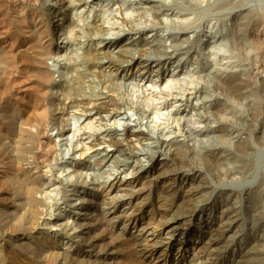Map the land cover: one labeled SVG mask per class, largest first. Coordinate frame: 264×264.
<instances>
[{
	"label": "rangeland",
	"instance_id": "374dc122",
	"mask_svg": "<svg viewBox=\"0 0 264 264\" xmlns=\"http://www.w3.org/2000/svg\"><path fill=\"white\" fill-rule=\"evenodd\" d=\"M68 1L0 0V264H69L66 257H78L79 261L82 259L79 255H83L80 252L85 251L92 260L75 264H123L124 250L120 252L114 245L106 247L99 241L102 234L114 239L123 231L139 235L142 242L148 237L143 244L158 241L155 253H162L163 257L155 260L158 255L150 256L149 260L155 264H234V255L247 244H254L264 254V217L256 223V228L249 220L260 210L264 198L261 141L264 135L258 133L264 122V98L257 91L261 82L264 85V0H157L158 6L163 5L158 18L141 0H74L73 6ZM238 19L248 23L247 41L239 48L230 46L236 32L232 23ZM36 24L45 30L47 37L41 43L44 51L36 59L38 68L51 73V78L38 90L41 95L38 103L32 99L37 85L24 74L30 67L20 61L24 51L26 54L34 43L28 38L38 33ZM155 36L162 41V49L171 54V60L159 52L146 50L144 57L152 56L155 63L149 66L150 62L139 60V67L124 69L116 59V50L111 52L113 42L122 43L131 38L134 42L151 41ZM180 36L190 40L192 50L173 52ZM217 36L220 43L210 44L209 38ZM105 44L110 47L107 52ZM134 49L131 47V52ZM249 72H254L256 79L247 99L235 95V88V96L229 91L231 96L215 87L216 74L228 81L226 84L235 85L233 74L245 76ZM77 78L81 79L78 85ZM68 86L74 87L73 91L67 93ZM105 93L119 107L98 109V97ZM205 97L208 104L201 101ZM41 113H46L44 120L39 118ZM186 115L189 123L184 125ZM201 116L209 119L200 121ZM27 117L31 123L26 121ZM21 132H27L25 139L20 137ZM142 132L147 136L136 137ZM20 138L18 151L32 150V155L21 152L18 159L15 146ZM110 138L133 141L137 147L146 142L147 146L165 148L175 141L191 148L194 154L189 165L204 172L202 180L206 186L192 202L207 204L197 216L208 221H205L207 228L215 230L223 229L228 217L238 218L236 226L221 236L223 253L215 247L206 249L201 244L203 236L199 229L170 240L168 229L164 231L157 225H161L158 220L146 217L156 207L153 199L160 191L155 183L149 185L140 179L144 176L142 172L121 168L119 161L125 158L118 153L104 159L106 152L115 150L110 147ZM234 139H239L248 151L242 153ZM235 146L240 151H235ZM204 147L216 156L230 153L231 158L218 167L202 153ZM132 161L127 160L133 165ZM142 161L148 169L158 163ZM29 178L38 183L30 194L25 183ZM125 183L129 186L121 185ZM111 185L116 186L114 191L109 189ZM144 187L146 193L134 198ZM94 199L104 205L101 206L105 211L109 210L106 212L119 218L109 222L106 228L102 226L91 215L95 208L88 207ZM256 201H260L259 205ZM140 219L145 223L143 232L136 227ZM180 239L187 243L179 242ZM88 240L94 247L92 244L85 247L83 241ZM259 264H264V260Z\"/></svg>",
	"mask_w": 264,
	"mask_h": 264
},
{
	"label": "bare ground",
	"instance_id": "6f19581e",
	"mask_svg": "<svg viewBox=\"0 0 264 264\" xmlns=\"http://www.w3.org/2000/svg\"><path fill=\"white\" fill-rule=\"evenodd\" d=\"M83 2V0H81ZM144 4H146L148 7V9L150 11L153 12V14L155 15V17L159 15H161L163 13V5L162 6H158L159 2H157V0H141ZM68 3H71L70 6H73L74 5V0H69ZM78 5V4H76ZM165 7V6H164ZM262 13V12H261ZM18 15H20L18 13ZM250 15V14H249ZM25 20V19H24ZM32 20V19H31ZM239 20V19H238ZM235 21V20H234ZM97 22V21H96ZM26 23V21H25ZM23 23V24H25ZM40 24V22H38ZM244 22H240L239 21H236L233 24V29L236 30L235 34L232 36V44L230 46H234V47H237L239 48L238 46H243V42H245V35H246V30L248 29L247 28V24L248 23H244ZM11 24V23H10ZM8 25V24H7ZM26 25V24H25ZM11 26V25H10ZM257 26V25H256ZM28 27V25H27ZM26 27V28H27ZM35 27H38V30H36L35 32H38L36 33V35H33L28 38V41L29 42H33L34 43L29 47V51L25 54V51H24V55L20 58L21 62L24 64V65H28L30 67V70H28L27 72H25V78L28 79L30 82H34L35 85H37L33 90V100L38 103L39 101V97L41 95H38V90L40 87L43 86V83L44 81H47L49 80V78H51V73L50 71L48 70H41L38 68V63L36 61L37 58H39V54H41L40 51H44L42 50V47H41V43H42V40L44 39L45 37V30L36 24ZM255 27V26H254ZM7 28V27H6ZM9 28V27H8ZM8 28H7V31H8ZM29 28V27H28ZM11 30V28H10ZM6 32V31H5ZM33 32V33H35ZM6 34V33H5ZM11 34V33H9ZM32 34V33H31ZM27 35V34H26ZM9 35L5 36V37H8ZM248 36V35H247ZM13 37V36H12ZM152 37V36H151ZM185 37V36H184ZM182 36H180L178 38V40L175 38V42L176 40L178 41L176 45H173V52L175 53H178V52H182V51H187L189 52L190 50L193 49V44L190 42V40H188L187 38H184ZM252 37V36H250ZM47 37H45L46 39ZM154 39L149 41V40H137L136 42L133 41V39H127L125 40L124 42L122 43H117V42H113L111 47H113V50L111 51L113 53L114 50V53L117 55L116 59H118V63L120 64V62L122 63V66L124 69H133V67H139V60L140 61H144V62H150L149 63V66L152 64V63H155V60L152 56H146L144 57V55L147 53L146 50H148V52L150 50L154 51L156 54H158L157 52H159L160 54H162L161 56L162 57H165L166 60H171L172 59V56L171 54L168 53V51L162 49L163 47L161 46L162 44V41L159 40L158 37H153ZM231 38V36H230ZM8 39V38H7ZM16 38H14L13 40H15ZM44 39V40H45ZM195 39V38H194ZM210 40V44H212V42H217L220 40V37L217 36L216 37H212V38H209ZM195 41V40H194ZM247 41V39H246ZM252 41V40H251ZM264 41V40H263ZM12 42V41H11ZM17 42V41H16ZM36 42V43H35ZM262 42V40H261ZM10 43V42H9ZM14 43V42H12ZM18 43V42H17ZM16 43V44H17ZM46 43V42H45ZM194 43V42H193ZM220 43V41H219ZM243 43V44H242ZM264 43V42H263ZM11 44V43H10ZM19 46H21L19 43H18ZM26 45V44H25ZM220 45V44H219ZM14 46V44L12 45ZM17 46V45H16ZM136 46H139V47H136ZM245 46V45H244ZM260 46V45H259ZM264 46V45H263ZM11 48V46H9ZM15 47V46H14ZM28 47V46H27ZM131 47H135V51H132L131 52ZM128 48V49H127ZM241 48V47H240ZM44 49V48H43ZM106 49V52L107 50L110 49V47H107L106 44L104 45V50ZM130 49V50H129ZM262 49V48H260ZM264 49V48H263ZM101 50V49H100ZM100 50H98L100 52ZM128 50V51H127ZM97 51V52H98ZM5 52V51H4ZM110 52V54H112ZM10 53V52H9ZM8 51H7V54L9 55ZM15 53V52H14ZM43 53V52H42ZM3 54V53H2ZM6 54V53H5ZM44 54V53H43ZM109 54V52H108ZM109 54V55H110ZM22 55V54H21ZM92 55V54H91ZM137 55V56H136ZM173 55V54H172ZM12 56V55H11ZM44 56V55H42ZM115 56V55H114ZM14 57V55H13ZM94 57V56H93ZM8 58V57H6ZM95 58V57H94ZM161 58V57H160ZM11 59V58H9ZM8 59V60H9ZM14 59V58H13ZM128 59V60H127ZM7 60V59H6ZM12 60V59H11ZM10 62L12 63L13 61ZM112 60V59H111ZM157 61V60H156ZM93 62V61H92ZM108 62V61H107ZM117 62V61H116ZM7 63V61H6ZM10 64V63H9ZM8 64V65H9ZM108 64H113V62H108ZM2 65V64H1ZM94 65V64H93ZM92 65V66H93ZM6 66V65H5ZM10 66V65H9ZM7 66V67H9ZM13 66V65H11ZM27 66V67H28ZM121 66V65H120ZM257 64L254 62L253 63V67H256ZM147 67V66H146ZM2 68V67H1ZM11 68V67H10ZM145 69V67H143ZM140 69V68H139ZM1 71V70H0ZM3 71V70H2ZM101 73V72H100ZM215 73V72H214ZM210 74V73H209ZM213 74V73H212ZM255 73L254 72H249L248 74H246L245 76H241V75H238V74H233L231 76L234 77V79H232L234 81V84L235 85H230L231 82H229L228 84H226V81L225 82V79H222L220 77H218L219 75L216 74V78L218 77V79H215L214 80H217V82L215 83V87L218 88V89H221L223 92H233V96L235 95H238L239 97L241 98H249L251 96V90L253 89V80H255L256 78V74L254 75ZM14 75V73H13ZM102 75V74H101ZM100 76V75H99ZM214 76V74H213ZM260 77V76H259ZM24 78V77H23ZM255 78V79H254ZM261 79V77L259 78ZM81 80V79H80ZM80 80L77 78L75 80L76 84L78 85V83L80 82ZM263 79H261L260 81H262ZM29 82V83H30ZM74 82V81H73ZM215 82V81H214ZM262 83V82H261ZM259 84L257 87H258V93H260V97L264 98V85L263 84ZM23 84V83H22ZM233 84V83H232ZM20 85V84H19ZM30 85V84H29ZM28 85V86H29ZM71 85V84H70ZM12 87V86H11ZM252 87V89H251ZM256 87V88H257ZM32 88V87H31ZM43 88V87H42ZM74 87H71V86H68L67 87V90L66 92L69 93ZM236 89V94L234 95V91L233 89ZM36 90V91H35ZM217 90V89H216ZM73 91V90H72ZM256 91V90H255ZM256 91V92H257ZM225 92V93H226ZM42 93V92H41ZM222 93V92H221ZM230 93V92H229ZM228 93V94H229ZM224 94V93H222ZM231 96H232V93H230ZM31 95V94H30ZM70 95V94H69ZM196 96V95H195ZM258 96V95H257ZM30 97V96H29ZM247 97V98H246ZM234 98H238L237 96L234 97ZM201 100V99H200ZM206 100V97L204 98V100H201L203 101L204 103L203 104H208L209 102L205 101ZM256 100V99H255ZM263 100V99H262ZM31 101V100H30ZM45 101V99H44ZM42 101V102H44ZM98 101H99V104H98V109L100 110H106L110 107L112 108H117L119 107V104L116 102V100L111 96V95H108V94H103L101 95L100 97H98ZM214 101V100H213ZM251 101V100H250ZM33 102V101H32ZM31 102V105H33L34 103V106H32L33 108L36 107V103ZM248 102V101H247ZM252 102V101H251ZM29 103V102H28ZM40 103V102H39ZM250 103V102H249ZM264 104V103H263ZM253 105V104H252ZM256 105V104H254ZM46 106V105H45ZM210 106V105H209ZM249 106V105H248ZM257 106V105H256ZM263 106V105H262ZM205 107V106H204ZM214 107V106H213ZM251 107V106H249ZM259 107V106H258ZM42 108V106H41ZM40 108V109H41ZM43 108H44V103H43ZM207 108V107H206ZM217 108V106H216ZM219 108V107H218ZM253 108V107H252ZM47 109V108H46ZM44 108V110H46ZM255 109V108H254ZM31 110V109H30ZM33 111V110H31ZM37 111V110H36ZM42 111V110H41ZM212 111H215V110H212ZM30 112V111H29ZM38 112L40 113L39 109H38ZM217 112V111H216ZM215 112V113H216ZM256 112V111H255ZM256 113H259L258 111ZM255 113V114H256ZM33 114H36L35 112V109H34V112ZM38 114V113H37ZM46 114V113H44ZM44 114H40L39 115V118L41 116V118L44 120V118L46 117H43ZM253 114V113H252ZM260 114V113H259ZM30 115V114H29ZM254 115V114H253ZM257 115V114H256ZM35 116V115H34ZM181 116V115H180ZM185 116V115H184ZM199 116V115H198ZM264 116V115H263ZM31 117V116H29ZM189 117V116H188ZM187 115H186V118H184L183 120L185 121L184 125H187V123H189L188 121V118ZM252 117V116H251ZM34 118V117H33ZM181 118V117H180ZM27 120L26 121H29V118L27 117L26 118ZM34 119H37V118H34ZM191 119V118H190ZM198 119V118H197ZM200 121L201 120H207L209 119V116L208 118L206 119L204 116H201L200 118ZM241 119V117H240ZM254 119V118H253ZM263 119V118H262ZM23 120V119H22ZM42 120V121H43ZM242 120L244 121H248L246 118H243ZM32 121V120H31ZM31 121H29L31 123ZM39 121V120H37ZM36 121V122H37ZM41 121V122H42ZM261 121V120H260ZM263 121V120H262ZM28 122V123H29ZM204 122V121H203ZM27 123V124H28ZM29 123V124H30ZM26 124V122H25ZM35 126V125H34ZM37 126V125H36ZM39 127V126H37ZM23 128V127H22ZM38 129V128H36ZM23 130V129H21ZM40 130V129H39ZM39 130H37V132H40ZM23 131H26V130H23ZM22 133V134H21ZM20 134V137L22 136V138H26L27 137V132H21ZM26 133V134H25ZM145 133V132H144ZM143 132L142 133H139L136 137H139L141 138L140 136H147L145 135ZM221 133V132H220ZM260 134H263L264 135V122L261 123V127L259 129V132ZM18 135V134H17ZM26 135V136H24ZM31 135V134H30ZM29 136V135H28ZM41 136V135H40ZM150 136V135H149ZM261 136V135H260ZM13 137V136H12ZM259 137V136H258ZM15 138V137H14ZM24 138V139H25ZM138 138V139H139ZM257 138V137H256ZM261 138H263L261 141H263V144H264V136H261ZM30 139V138H29ZM129 139V138H128ZM152 139V138H151ZM231 139V138H230ZM236 139V138H235ZM234 141L237 143V146H239L240 150L242 151V153H244L248 147L246 145H244L239 139L235 140ZM31 140L32 142L35 141V138L34 137H31ZM244 140V139H243ZM260 140V139H259ZM21 138L19 140H17L16 142V146L14 144V146L16 147V155L18 154L19 152V156H18V159L22 156L21 154V149L20 151H18V147L19 145L21 144ZM109 144H110V147H112L114 150L113 153H110V152H106L104 155V159H107L109 160L110 158L114 157L115 153L119 156H122L124 157L125 159L120 162L119 161V165L120 167L124 168V167H129V168H132V170H135L136 172L137 171H140L142 172V174H144V176L140 177V179L142 180H145L147 184L150 185V182H153L156 184L157 188L159 189L160 193L153 199L154 200V203L156 204V207L151 210L149 213L147 212V218L152 219H156L160 222L161 225L157 224L159 226V228L161 227V229H163L164 231L166 230L167 232V229H168V232H167V235L169 236V239L171 240H175V237H177L179 234L183 237V235L185 233H188V234H191L195 229H199L200 231H198L199 233H201V236H203V240H201V244H204V246H206V249L207 247H215L216 250H218L219 252L223 253V247L220 246V239H221V236L225 234L226 231L234 228L236 226V224L238 223V218L236 217H228L227 220L224 222V224L222 225V227H224L223 229H217L215 230L212 229V228H207L206 224H205V219L203 218H200L197 216V212L199 210H203L206 208L207 204L206 203H203L202 204L199 202V204H192V202L194 203V198L197 199V196H201V192H203V190L206 188V186H204V182L202 180V174L204 173L202 170H198V169H192V167H190L189 164H191V161H192V156L194 154V152L191 150V148H187V146H185L182 142H175L168 145V146H165V148L163 147H153V146H147L145 145V143L143 142V144H141L140 147H137L133 141H129V140H125L124 142L123 141H120L119 139H116V138H110L108 140ZM141 142V141H140ZM244 142V141H243ZM165 143V142H164ZM203 144V143H202ZM205 144V143H204ZM212 146L214 144H211ZM23 145H21L22 147ZM33 146V145H32ZM164 146V145H163ZM215 146V145H214ZM32 149V148H31ZM201 149V148H200ZM203 151L202 153L205 154V156H209L210 159L214 160V165H219L218 167H221L224 163H225V160L231 158V156H229V154L227 155H224V154H219L216 156V154L214 152H212V150H209L204 147L202 148ZM201 149V150H202ZM235 149H236V146H235ZM195 150V149H194ZM238 149H236L235 151H240ZM30 152L28 153H31L32 155V150H29ZM248 151V150H247ZM24 152V151H23ZM22 152V153H23ZM222 152V151H221ZM234 152V151H233ZM14 153V152H13ZM25 154L27 152H24ZM23 153V154H24ZM27 155H30L28 154ZM33 153H34V150H33ZM199 154H201L200 152H198ZM196 153V154H198ZM217 153V151H216ZM227 153V152H226ZM247 153V152H246ZM14 154V155H15ZM99 154V153H98ZM232 154V153H231ZM237 154V153H236ZM12 154V156H14ZM233 155V154H232ZM162 156H167L166 159H159L161 158ZM24 157V156H23ZM208 157V158H209ZM16 158V157H14ZM196 158V156H195ZM233 158V157H232ZM17 159V160H18ZM134 160L132 162L133 165H131V162L130 164L127 162V160ZM142 159H146L147 161H158V163L156 165H154L151 169H148L146 165L143 164V161ZM16 160V159H15ZM22 160V159H21ZM26 160V159H25ZM23 160V161H25ZM209 160V159H208ZM19 161V160H18ZM22 163V162H21ZM129 164V165H128ZM189 166V167H188ZM192 166V165H191ZM119 167V168H120ZM173 167H177L178 169H173ZM188 167V168H187ZM240 167V166H239ZM191 168V169H189ZM195 168V167H194ZM27 170V169H26ZM238 170H241V169H238ZM237 170V171H238ZM15 171V170H14ZM30 172V171H29ZM229 173V172H228ZM16 175V174H15ZM26 175V174H25ZM17 176V175H16ZM20 176V175H19ZM22 177V176H21ZM24 177V176H23ZM33 177V176H32ZM22 179V178H21ZM31 178H29L28 181H25L26 183V188L28 190V193L30 194L31 191L33 192L34 189H36L38 187V183L35 181V180H30ZM24 180V179H23ZM27 180V179H26ZM168 181H172V182H169ZM24 183V182H23ZM122 186H129V184L125 183V184H121ZM22 186V185H21ZM28 186V187H27ZM132 186V185H130ZM152 186V185H151ZM108 187V186H107ZM145 188L147 187H144L143 189H139L138 190V194L134 197L136 199L140 198V196H143V194L146 193V190ZM25 189V188H24ZM104 189V188H103ZM107 189V188H106ZM110 190L114 191L116 189V186L115 185H111ZM149 189V188H148ZM105 191V190H104ZM20 192V191H18ZM103 193V192H102ZM132 194H133V191H132ZM134 195V194H133ZM258 195V194H257ZM16 196V195H15ZM254 196V195H253ZM256 196V195H255ZM131 197V196H130ZM31 198V197H30ZM252 198V197H251ZM131 199V198H130ZM204 199V198H203ZM27 200V199H26ZM31 200L33 201V199L31 198ZM143 200V199H142ZM141 200V201H142ZM199 200V199H198ZM201 200V199H200ZM227 200V199H226ZM253 200V199H252ZM251 200V201H252ZM145 203L146 201L143 200ZM202 201V200H201ZM205 201V200H204ZM262 201V206L260 205V210L257 211L256 214H253L250 216V221H251V225L253 228H256V226L258 225L257 222H260L262 220V218L264 217V213L262 212V208L264 207V198L261 199ZM26 202V201H25ZM36 202V201H34ZM33 202V203H34ZM216 202V201H215ZM250 202V201H249ZM257 202V201H256ZM260 202V201H259ZM259 202H257V204L259 205ZM28 203V202H27ZM89 203V202H87ZM227 203V202H226ZM105 204V203H104ZM141 204V203H140ZM143 204V202H142ZM250 204V203H249ZM256 204V205H257ZM20 205V204H19ZM36 205V204H35ZM103 205L102 203L99 204V202L93 201V203L91 202L90 205L88 204V207L89 206H93L95 208V210L93 211V216H95L96 220H98L100 222V224L102 226H107L110 225L112 222L114 223L115 222V218H119V216H115L114 213H108L106 211H109V210H104L102 208ZM226 205V204H225ZM228 205V204H227ZM254 205V204H253ZM21 206V205H20ZM104 206V205H103ZM214 206V205H213ZM27 207V206H26ZM137 207V206H136ZM142 207V206H140ZM220 207V206H219ZM231 207V206H230ZM23 208V207H22ZM86 208V207H85ZM257 208V207H256ZM255 208V209H256ZM222 209V207H221ZM227 209V208H226ZM236 209V208H235ZM88 210V209H87ZM225 210V209H224ZM251 210V208H250ZM238 211V210H237ZM32 212V210H31ZM248 212V211H246ZM252 212H255V211H252ZM119 213V212H118ZM199 213V212H198ZM250 213V212H249ZM206 214V213H205ZM211 214V212L209 213ZM252 214V213H251ZM31 215V214H30ZM87 215V214H84V216ZM3 216V215H2ZM35 216V215H34ZM138 216V215H137ZM198 217V219H197ZM224 217L226 218L227 217V212L226 214L224 215ZM34 218V217H33ZM32 218V219H33ZM146 218V219H147ZM31 219V220H32ZM81 219V218H80ZM141 220V219H140ZM143 220V219H142ZM138 221L137 224H136V227L140 228L139 231L143 232L144 231V221ZM145 220V218H144ZM25 221V220H24ZM27 221V220H26ZM88 221V220H86ZM95 221V220H94ZM30 222V221H29ZM34 222V221H33ZM109 222H111L109 224ZM156 222V221H155ZM208 222V221H207ZM24 223V222H23ZM27 223V222H26ZM77 223V222H76ZM79 223V221H78ZM257 223V225H256ZM3 224V223H2ZM30 225V224H29ZM97 225V223H96ZM32 226V225H31ZM212 226V225H211ZM221 226V225H220ZM24 227V226H23ZM99 227V225H98ZM101 227V226H100ZM99 227V228H100ZM216 227V226H215ZM220 227V228H222ZM80 228V227H79ZM98 228V229H99ZM158 228V227H157ZM87 229V227H86ZM154 229V228H153ZM89 230V229H88ZM105 230V229H104ZM136 229V231H138ZM196 230V231H197ZM106 231V230H105ZM147 231V230H145ZM151 231V230H150ZM154 231V230H153ZM95 232V231H94ZM102 232V231H101ZM111 232V230H110ZM120 232V231H119ZM115 233V232H114ZM148 233V232H147ZM109 234V233H108ZM112 234V233H111ZM138 234V233H137ZM91 235V234H90ZM144 235V234H143ZM151 235V234H150ZM157 235V234H156ZM164 235V234H163ZM262 235V234H261ZM149 236V235H148ZM153 236V235H152ZM1 237V236H0ZM84 237V236H82ZM89 237V236H87ZM144 237V236H143ZM146 237V236H145ZM198 237V236H197ZM143 239V238H142ZM155 239V238H154ZM83 240V239H82ZM87 240V239H86ZM148 240V237L147 239ZM145 240V241H146ZM205 240V242H204ZM89 241V240H88ZM100 242H103L104 246L106 247H109V246H112L114 245L116 248L118 247L120 249V252H125L126 256L124 257L123 259V264H129L131 262H134L136 261L135 263L136 264H155L154 260L151 262L150 259V256H154V255H158L157 252L155 253L156 251V244H158L157 242H152L150 243V245H148L149 243H147V245L143 244L144 242H142L143 240H141L140 236L139 235H135L133 233H130L129 232H121L119 234H116L115 238L112 239L110 237H107L105 236L104 234H102L100 236V239H99ZM156 241V240H154ZM167 241V239H166ZM250 241V240H249ZM98 242V241H97ZM179 242H184L182 241V239H180ZM187 243V240L185 241ZM184 242V243H185ZM232 242V241H231ZM83 243L85 244V247H89L93 242L92 241H83ZM224 243V242H223ZM246 243V242H245ZM258 243V242H257ZM96 244V243H95ZM164 244V243H163ZM181 244V243H180ZM191 244V243H190ZM259 244V243H258ZM255 246L254 244H247L245 245L243 248H241L237 254L234 255V262L236 264H259V263H262L263 260H264V254H260L259 251L257 250V247H253ZM92 247L93 244H92ZM91 248V247H90ZM117 248V249H118ZM179 248V247H178ZM56 249V248H55ZM27 250V249H26ZM30 250V249H29ZM88 250V249H87ZM112 250V249H111ZM213 250V249H212ZM215 250V249H214ZM108 251V250H107ZM115 251V250H113ZM117 251V250H116ZM109 252V251H108ZM33 253V252H32ZM50 253V252H49ZM91 253V252H90ZM102 253V252H101ZM110 253V252H109ZM118 253V252H117ZM51 254V253H50ZM79 254V252H78ZM80 254H83V255H79L82 259L81 260H77V258H65V261L68 262L69 264L71 263H77L80 261L83 262V261H91L92 257L91 255L87 254V251L81 253ZM98 254V253H97ZM162 254V253H161ZM158 255V256H155V260H159L163 257V255L161 256ZM220 254V253H219ZM218 254V255H219ZM53 255V254H52ZM111 255V254H110ZM62 256V255H61ZM93 256H98V255H93ZM114 256V255H113ZM135 257V258H132V257ZM182 257V255H180ZM192 256V255H191ZM71 257V256H70ZM105 257V256H104ZM118 257V256H117ZM122 257V256H121ZM216 257V256H215ZM110 258V257H109ZM138 258V259H137ZM179 258V257H178ZM183 258V257H182ZM41 259V258H39ZM58 259V258H57ZM101 259V258H100ZM104 259V258H103ZM120 259V258H119ZM165 259V258H164ZM164 259L162 261H164ZM189 259V258H188ZM45 260V259H44ZM55 260V259H54ZM53 260V261H54ZM62 260V259H61ZM95 260V259H94ZM93 260V261H94ZM111 260V259H110ZM140 261V263H138ZM52 261V262H53ZM97 261V260H96ZM107 261V260H106ZM121 261V260H120ZM138 261V262H137ZM185 261V260H184ZM222 261V260H221ZM1 262V260H0ZM95 262V261H94ZM116 262V261H115ZM157 262V261H156ZM183 262V261H182ZM19 263V262H18ZM45 263V262H44ZM60 263V262H59ZM234 263V264H235ZM51 264V263H50ZM87 264V263H86ZM94 264V263H93ZM178 264V263H177ZM180 264V263H179Z\"/></svg>",
	"mask_w": 264,
	"mask_h": 264
}]
</instances>
